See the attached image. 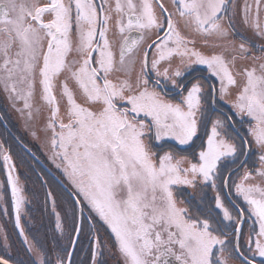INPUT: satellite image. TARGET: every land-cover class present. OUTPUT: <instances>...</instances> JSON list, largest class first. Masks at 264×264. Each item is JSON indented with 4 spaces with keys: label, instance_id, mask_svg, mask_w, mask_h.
Returning a JSON list of instances; mask_svg holds the SVG:
<instances>
[{
    "label": "snow or ice",
    "instance_id": "1",
    "mask_svg": "<svg viewBox=\"0 0 264 264\" xmlns=\"http://www.w3.org/2000/svg\"><path fill=\"white\" fill-rule=\"evenodd\" d=\"M170 5L0 0V93L71 185L70 206L46 189L67 239L50 252L0 140V212L10 199L27 264H74L82 237L104 264V225L120 264H264V0Z\"/></svg>",
    "mask_w": 264,
    "mask_h": 264
},
{
    "label": "trees",
    "instance_id": "2",
    "mask_svg": "<svg viewBox=\"0 0 264 264\" xmlns=\"http://www.w3.org/2000/svg\"><path fill=\"white\" fill-rule=\"evenodd\" d=\"M0 110L2 112V108L0 106ZM6 118V116H4ZM10 125L9 121L7 120ZM11 129L14 133L21 139L26 145V141L20 137L19 134L15 131V129L10 125ZM0 136L3 137V142L5 147L9 148L13 160L16 164V170L19 173L21 183L24 187L25 192L29 194V200L31 201V206L28 207V217L22 216V223H25L26 229L29 230L30 237H37L40 242L49 249L51 252L53 250L54 245H59L62 243H67V239L65 237H61L59 232L55 230L54 217L51 215L50 210H46V206L44 204L46 189H51L53 195L56 197L58 207L70 206L69 193L57 182L56 179H53V176L45 171V167L41 163H36V161L32 158L31 154L26 151L7 131L5 126L2 124L0 120ZM29 147V146H28ZM30 148V147H29ZM37 156H39L42 161L47 165L45 159L42 158L33 148H30ZM2 172V173H1ZM56 172V171H55ZM40 173H44L43 176ZM0 174L3 175V179L5 181V193L8 195V185L6 182V168L4 167L3 160L0 159ZM48 181L47 185L43 183V181ZM50 208V206H49ZM8 212L10 218L14 217V213L12 210L11 200L8 201ZM30 219L31 224L27 221ZM7 217L3 218V228H7L9 243L11 245L10 248L5 250L3 246V242L0 241V255H4L6 258L10 257L13 260H24L25 264L29 261V256L26 252L25 246L22 243V238L18 234V229L14 227V220L12 222L14 225L9 224ZM106 228L103 226L100 229V234L103 237H106V232L104 231ZM109 240H113L109 238ZM114 243V241L110 242V244ZM81 244L83 245V250H77L73 255L74 264H91L90 254L88 252V244L86 237H82ZM114 247L115 245L112 244ZM110 246L113 250L114 247ZM10 250V251H9ZM104 264H110L112 260L115 264L118 262L112 253V251L105 250V255L103 257Z\"/></svg>",
    "mask_w": 264,
    "mask_h": 264
},
{
    "label": "rangeland",
    "instance_id": "3",
    "mask_svg": "<svg viewBox=\"0 0 264 264\" xmlns=\"http://www.w3.org/2000/svg\"><path fill=\"white\" fill-rule=\"evenodd\" d=\"M166 6H168L170 9V4L166 3ZM182 27V25H181ZM197 40V46H200V37H196ZM70 59L72 58L71 56L69 57ZM70 86L74 87V84L70 81ZM36 102L37 104L40 103L39 101V87L37 88V97H36ZM0 106L2 108V113L3 116H6L7 120L9 121L10 125L15 129V131L17 132V134L20 135V137L22 139H24L27 143V146H29L30 148H33L39 155L42 156L43 159H45V161L47 162V165L65 182V184L71 188L70 183L67 181V179L58 171L56 170L53 165L46 159V152L44 150H42L39 145L37 144V142L32 138V136L29 134L28 131L25 130L24 126H23V120L22 118L17 114V112L13 111L9 105L8 102L6 101V99L4 98L3 93H0ZM46 116H47V110L44 109L42 111V113L36 118V120L34 121L35 127L37 130H40L43 128L44 124H45V120H46ZM41 137L43 138L44 133L40 132ZM0 140H3V137L0 136ZM28 147V148H29ZM0 159H2V157H0ZM2 173V172H1ZM0 181L4 182V187H5V181L3 179V175L0 174ZM6 195V193H5ZM25 195L27 198H29V194H27V192H25ZM7 196V195H6ZM10 211V209L8 210V212ZM7 217V220L9 224L14 225V223L12 222V220H14V217L9 216V214L7 213L6 215L3 212H0V232H7V228H3L4 227V223H3V218ZM97 220L99 219L98 217L96 218ZM15 227V225H14ZM104 227L109 231V233L111 234L110 229L107 228L106 225H104ZM16 228V227H15ZM113 237V240L109 241L106 237H104V240L107 242V244L109 246H111L112 244H110V242L114 241V234H111ZM2 242V241H1ZM112 247H114L112 245ZM111 248V247H110ZM10 251V250H9ZM112 253L114 255V258L118 261V264H120V258L118 257V255L116 254V247H114V249L112 250ZM110 264H114L113 261H110Z\"/></svg>",
    "mask_w": 264,
    "mask_h": 264
},
{
    "label": "water",
    "instance_id": "4",
    "mask_svg": "<svg viewBox=\"0 0 264 264\" xmlns=\"http://www.w3.org/2000/svg\"><path fill=\"white\" fill-rule=\"evenodd\" d=\"M0 115H2L1 114V112H0ZM1 122L4 124V126L7 128V130L9 131V133L15 138V140L24 148V149H26V147L28 148V146L27 145H25L19 138H18V136L12 131V129L9 127V125L5 122V120H4V118L1 120ZM26 146V147H25ZM28 149H30V148H28ZM31 152L32 153H34L32 150H31ZM35 156L36 157H38L39 158V161H40V163L46 168V169H48V170H50V174L52 175V176H55V177H57V182H59V184L69 193L70 192V190H71V188H69L66 184H65V182L53 171V170H51L49 167H48V165H46L43 161H42V159L39 157V156H37L36 154H35Z\"/></svg>",
    "mask_w": 264,
    "mask_h": 264
},
{
    "label": "flooded vegetation",
    "instance_id": "5",
    "mask_svg": "<svg viewBox=\"0 0 264 264\" xmlns=\"http://www.w3.org/2000/svg\"><path fill=\"white\" fill-rule=\"evenodd\" d=\"M163 2H164L165 4H166V3H169V4H170V0H163ZM170 7H171V5H170ZM246 35H248L249 37H251V36H252V33H251V32H248V33H246ZM205 51H209V49H205ZM216 51H219V49H216ZM197 68L203 70V69H204V66H197ZM202 74H204V73L202 72ZM212 82H213V83H216L215 78H213ZM218 86H219V85L217 84V87H218ZM208 196H209V200H210V199H211V196H212V192H211V191L208 192ZM104 231H107L105 234H106V238H107L108 240H109V238L113 239L112 235L109 233V231H108L107 229H105ZM109 241H110V240H109ZM112 244H114V243H112ZM114 245H115V244H114ZM115 264H118V262H116Z\"/></svg>",
    "mask_w": 264,
    "mask_h": 264
}]
</instances>
